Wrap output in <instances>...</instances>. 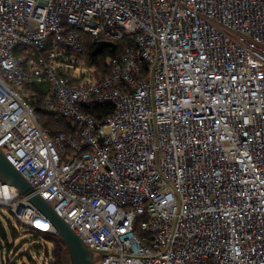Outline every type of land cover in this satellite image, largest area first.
<instances>
[{
    "label": "built area",
    "instance_id": "obj_1",
    "mask_svg": "<svg viewBox=\"0 0 264 264\" xmlns=\"http://www.w3.org/2000/svg\"><path fill=\"white\" fill-rule=\"evenodd\" d=\"M0 151L100 264H264V0H0Z\"/></svg>",
    "mask_w": 264,
    "mask_h": 264
},
{
    "label": "water",
    "instance_id": "obj_2",
    "mask_svg": "<svg viewBox=\"0 0 264 264\" xmlns=\"http://www.w3.org/2000/svg\"><path fill=\"white\" fill-rule=\"evenodd\" d=\"M106 48H109L114 54L116 44L108 41L97 43L92 52V57L101 55ZM0 178L4 183L17 188L23 196L28 197L30 203L53 224L68 250L70 264H100L106 253L95 252L90 249L41 196L34 194L29 182L7 161L1 151Z\"/></svg>",
    "mask_w": 264,
    "mask_h": 264
},
{
    "label": "rangeland",
    "instance_id": "obj_3",
    "mask_svg": "<svg viewBox=\"0 0 264 264\" xmlns=\"http://www.w3.org/2000/svg\"><path fill=\"white\" fill-rule=\"evenodd\" d=\"M82 43L84 46L94 44L89 34H83ZM118 44L120 47L122 46L121 42ZM98 61H101V58ZM40 88L35 87L39 92ZM35 110L42 127L43 124L56 122L58 119L54 114L45 112L41 103L35 105ZM0 223L5 227L10 246L8 248L5 243H3V247L0 245V264H48L46 256L48 252L52 251V245L45 241L44 235L36 236L6 208H0Z\"/></svg>",
    "mask_w": 264,
    "mask_h": 264
},
{
    "label": "trees",
    "instance_id": "obj_4",
    "mask_svg": "<svg viewBox=\"0 0 264 264\" xmlns=\"http://www.w3.org/2000/svg\"><path fill=\"white\" fill-rule=\"evenodd\" d=\"M83 37V35H82ZM94 43V42H93ZM122 46L120 47L117 44L118 48L115 55H119V53L124 52L128 46L127 41H122ZM83 44V43H82ZM84 46V45H83ZM96 47V43L91 44L89 46H84V49L87 53V58L91 64L97 65L99 62H104L107 58L112 56V53L109 49H105L103 53L97 57H92V52ZM101 58V61H98ZM96 62V63H95ZM104 64V63H103ZM110 108L108 106L105 107H91L89 111L93 114L97 119H100L103 113L109 112ZM54 116V115H53ZM58 119L56 122H47L43 124V129L49 134L50 137H53L55 134L68 131L70 124L68 121L63 118L56 116ZM40 124V121H39ZM41 125V124H40ZM36 236L44 235L45 241L51 243L52 251L47 253L48 264H70V257L68 250L61 240V237H55L51 234L41 233V232H33ZM3 243L10 248L7 241V233L5 227H3L0 223V245L3 247Z\"/></svg>",
    "mask_w": 264,
    "mask_h": 264
},
{
    "label": "bare ground",
    "instance_id": "obj_5",
    "mask_svg": "<svg viewBox=\"0 0 264 264\" xmlns=\"http://www.w3.org/2000/svg\"><path fill=\"white\" fill-rule=\"evenodd\" d=\"M96 63V62H95Z\"/></svg>",
    "mask_w": 264,
    "mask_h": 264
}]
</instances>
